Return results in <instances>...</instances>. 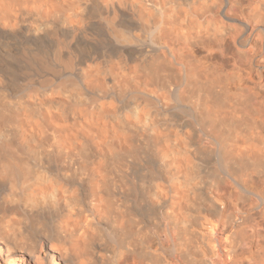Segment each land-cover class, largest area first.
Returning <instances> with one entry per match:
<instances>
[{"label": "bare ground", "instance_id": "bare-ground-1", "mask_svg": "<svg viewBox=\"0 0 264 264\" xmlns=\"http://www.w3.org/2000/svg\"><path fill=\"white\" fill-rule=\"evenodd\" d=\"M0 264H264V0H0Z\"/></svg>", "mask_w": 264, "mask_h": 264}]
</instances>
